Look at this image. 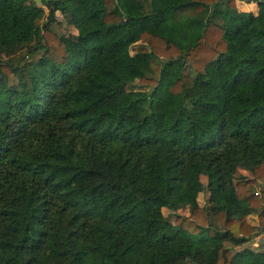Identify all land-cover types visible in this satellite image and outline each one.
I'll list each match as a JSON object with an SVG mask.
<instances>
[{
  "label": "trees",
  "instance_id": "16d2710c",
  "mask_svg": "<svg viewBox=\"0 0 264 264\" xmlns=\"http://www.w3.org/2000/svg\"><path fill=\"white\" fill-rule=\"evenodd\" d=\"M245 1L0 0V264H264V242L225 245L264 234V0Z\"/></svg>",
  "mask_w": 264,
  "mask_h": 264
},
{
  "label": "rangeland",
  "instance_id": "374dc122",
  "mask_svg": "<svg viewBox=\"0 0 264 264\" xmlns=\"http://www.w3.org/2000/svg\"><path fill=\"white\" fill-rule=\"evenodd\" d=\"M36 3H39V0H33ZM242 2L248 3L245 0H236V3H238V7L241 8L240 6H242ZM240 5V6H239ZM250 10L251 11H256V3L255 2H251L250 3ZM68 15H61L58 12H56V17L54 20H51L48 22V29L53 32L56 35H60V34H65L66 32H76L75 28L66 21ZM137 44V43H135ZM135 44L133 46H135ZM4 57V55H2ZM25 57V50L24 48L22 49H18L17 51H14L12 53V55L9 57L13 62H17L20 61L22 58ZM189 73L191 75H193L194 71L193 70H189ZM126 89H135V90H143V91H148L150 89V86L148 85H139L137 83H133L131 85L126 86ZM251 176V173L248 169L242 168V167H237V170L234 174V178H248ZM200 180L201 182H205V175L201 174L200 175ZM249 187L252 190H261L264 189V180H257L252 184H249ZM206 191L203 189L201 191H199L196 194V201L199 205L204 204L205 199H206ZM161 211L163 213V215L169 220L172 221L174 218V213L173 211H171L170 209L166 208V207H162ZM177 212L186 215L187 214V209L186 207H180L176 210ZM247 219L249 221V223L253 224L255 226L256 224V215L255 214H249L247 215ZM264 242V234L262 233H258L256 235H254L252 238L240 242L239 244H231L230 242H225V245H227L228 247H230L231 250H235L238 248H241L242 246H248L250 248H258L260 247V245Z\"/></svg>",
  "mask_w": 264,
  "mask_h": 264
},
{
  "label": "crops",
  "instance_id": "0c3cea01",
  "mask_svg": "<svg viewBox=\"0 0 264 264\" xmlns=\"http://www.w3.org/2000/svg\"><path fill=\"white\" fill-rule=\"evenodd\" d=\"M242 3H243L242 6L239 5L241 8H239L238 3H236V0H235V5H236L238 10H250V3L251 2H248V3L242 2Z\"/></svg>",
  "mask_w": 264,
  "mask_h": 264
}]
</instances>
